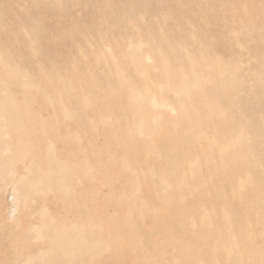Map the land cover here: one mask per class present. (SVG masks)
Here are the masks:
<instances>
[{
  "label": "rangeland",
  "instance_id": "1",
  "mask_svg": "<svg viewBox=\"0 0 264 264\" xmlns=\"http://www.w3.org/2000/svg\"><path fill=\"white\" fill-rule=\"evenodd\" d=\"M0 264H264V0H0Z\"/></svg>",
  "mask_w": 264,
  "mask_h": 264
},
{
  "label": "bare ground",
  "instance_id": "2",
  "mask_svg": "<svg viewBox=\"0 0 264 264\" xmlns=\"http://www.w3.org/2000/svg\"><path fill=\"white\" fill-rule=\"evenodd\" d=\"M154 100V99H153ZM156 101V100H155ZM153 102V101H152Z\"/></svg>",
  "mask_w": 264,
  "mask_h": 264
}]
</instances>
